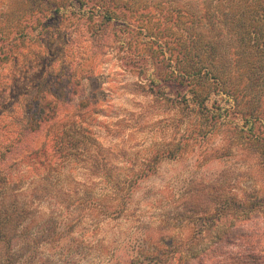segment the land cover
Returning a JSON list of instances; mask_svg holds the SVG:
<instances>
[{"label":"trees","instance_id":"16d2710c","mask_svg":"<svg viewBox=\"0 0 264 264\" xmlns=\"http://www.w3.org/2000/svg\"><path fill=\"white\" fill-rule=\"evenodd\" d=\"M226 1L223 10L206 11L197 19L186 9L170 13L151 0L142 13L135 11L139 3L134 0H40L33 11L4 18L11 24L8 28L0 22V68L16 60L26 44L77 15L94 26L90 40L100 55L118 49L122 62L144 75L151 95L176 104L186 120L195 119L199 134L212 135L228 124L251 133L258 124L264 130V121L256 123L253 111L242 119L231 116L244 101L255 98L254 91L264 90V0ZM181 18L190 20L179 28ZM135 30L147 32L151 44L170 56L165 67L152 60V46L140 49ZM173 30L181 32L179 49H172V41L164 42L178 36ZM51 79L37 87L26 108L19 144L0 154V264H55L47 249H59L63 256L78 246L79 252L88 251L84 254L90 261L112 264L116 244L110 237L96 239V232L110 221L125 219L140 181L157 163L177 160L188 145L183 140L195 133L185 131L182 141L152 153L142 161L141 173L113 174L95 144L97 135L84 133L77 122L83 116L78 110L90 105L87 98H79L70 121L58 123L73 109L76 75L63 69ZM38 137L50 138L31 151L43 160L40 169L24 179L15 170L24 151L21 145ZM263 155L260 152L261 170ZM226 184L193 183L174 193L180 204L131 241L129 255L117 264H264V196L239 194ZM74 232L75 240H91L83 233L94 239L85 249L82 242H73ZM98 247L110 249L106 263H98L103 255L91 253Z\"/></svg>","mask_w":264,"mask_h":264},{"label":"rangeland","instance_id":"374dc122","mask_svg":"<svg viewBox=\"0 0 264 264\" xmlns=\"http://www.w3.org/2000/svg\"><path fill=\"white\" fill-rule=\"evenodd\" d=\"M39 1L0 0V22L8 28L11 24L4 23V18L9 16L15 19L27 11L31 12L35 9L33 5L39 4ZM134 1L140 5H137L135 11H141L148 3V0ZM151 1L155 6L161 5L163 9H169L170 13L174 11L178 14V10L186 9L197 19L206 11L223 10V5L227 3L226 0ZM230 3L232 4L231 1ZM189 20L181 18L178 27H185ZM94 29L84 19L72 15L58 30L51 29L37 42L26 44L16 60L0 68V154L6 148L19 144L21 133L26 128V108L37 87L44 81L53 80L51 77L55 78L61 70L66 69L76 75L75 83L79 86L74 87L73 91L78 92V95L72 104L73 109L67 113L68 118L62 116L58 123L61 125L70 121L76 112L78 101L87 98L90 105L78 110L83 116L77 122L85 130L84 133L91 132L93 137L97 135L95 144H99L101 155L109 165L108 171L113 174L141 173L142 161L152 153L164 151L173 141H182L185 131L194 130L195 133L190 140H183L188 145L177 160L157 163L149 176L140 181L129 202L125 219L110 221L109 225L102 226L96 232V239L106 236L116 244L112 264L126 259L131 250L129 243L139 239L149 229L148 225H157L160 215L172 212L175 209L173 205L180 204L179 200L176 203L174 193L191 188L193 183L226 182L227 188L239 194L248 192L264 196V170H261L262 160L259 156L260 152L264 154V130L259 124L253 133L228 124L214 130L212 135L199 134L195 119L186 120L187 116L176 104L151 95L144 75L127 67L122 62V54L118 49L110 50L106 56L100 55L90 40ZM173 31L174 36L180 32ZM133 32L141 45L140 49L145 51L149 45L152 46L155 52L152 60L160 68L165 67V61L170 56H163L160 49L151 44L150 38L145 34L147 32ZM170 38L164 42L172 41V49H179V35ZM253 93L255 98L250 97L232 112L234 119L250 116L253 111L257 117L256 123L264 121V90ZM185 120L188 124H193L183 125ZM201 123L207 131H211L209 123ZM49 138L38 137L33 141L26 139L22 142L21 148L24 151L20 153L21 161L15 169L18 175H23L26 179L40 169L43 156L30 154L35 148L40 149L47 144ZM46 154L51 159L49 151ZM75 171L74 176L79 178L80 169ZM83 234L91 239L87 241H93L91 233ZM75 237L77 232L73 233L76 245L84 241V238L75 240ZM87 241L80 243L85 249ZM79 247L63 256L59 249L54 252L52 250L51 253L47 249L46 252L47 255L51 254L55 264H96L85 257L84 252L88 251H83L82 254ZM110 252L108 247H98L91 253L94 256L103 255L105 258L98 263H106L111 257Z\"/></svg>","mask_w":264,"mask_h":264}]
</instances>
